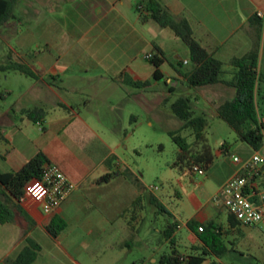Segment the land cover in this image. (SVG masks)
Masks as SVG:
<instances>
[{
	"label": "crops",
	"instance_id": "0c3cea01",
	"mask_svg": "<svg viewBox=\"0 0 264 264\" xmlns=\"http://www.w3.org/2000/svg\"><path fill=\"white\" fill-rule=\"evenodd\" d=\"M157 1L174 15L188 19L195 38L214 57L230 66L226 70L229 78L234 71L231 59L253 48L259 51L258 69L264 71L261 46L264 18L257 15L264 12V0ZM145 2L17 0L13 10L15 17L0 25L4 31L16 33L18 49L15 53L20 62L31 63L27 66L33 73L30 76L11 69L31 77L32 82L17 92L14 107L5 113L0 123L4 136L0 157L11 170H16L40 150L49 163L60 167L75 184L51 214L42 212L40 206L32 202H18L12 219L0 223V264H6V259L14 258L27 246V237L40 245L31 264H101V255L114 249L127 257L124 246L132 236V229L135 232L133 225L139 220L144 191L140 186L142 178L119 156V149L128 147L125 140L134 119L132 108L126 102H142L144 93L161 82L173 93L177 86L186 85L182 72L191 68L181 71L162 57L179 45L183 48L184 44H180L167 27L141 18L137 5L146 15ZM255 14L262 22L259 35L256 24L250 23ZM253 19L256 22V18ZM25 22L34 24L28 34L18 28ZM31 39L34 48L28 47ZM146 54L160 59V79L152 78L154 65L145 58ZM177 63L187 65L189 61L179 59ZM229 78L222 77L223 80ZM132 79L149 81V84L136 87ZM190 88L193 89L189 96L193 108L203 114L209 110L216 114L217 106L234 96V89L223 82ZM7 91L13 92L12 89ZM168 98L162 95L160 103ZM260 101L264 104V90H261ZM33 108L44 111L39 121L27 116ZM16 112H20V117ZM118 118L123 121L119 123ZM30 122L39 133L28 140L30 144L16 142V137L24 133L23 128ZM238 141L236 156L245 160L254 150ZM229 147L223 145L216 155L213 153V161L221 154H228ZM259 151L264 154V143ZM240 167V163L233 162L224 174H216L218 187ZM132 174L136 182L132 181ZM106 175L108 177L102 180ZM151 196L159 200L152 192ZM222 207L205 203L184 219L178 214L175 216L178 226L174 234L177 228L186 226L195 240L182 253L200 243L197 228L190 226L192 222H212L226 232L227 211L223 221ZM54 214L62 217L66 226L53 238L46 225ZM162 242L161 239L159 244L163 245ZM178 245L175 240L176 248ZM156 248L158 246L153 250ZM221 256H208L202 264H242L241 260L231 257L222 260ZM151 258L152 255L149 260ZM124 264H132V261L126 260Z\"/></svg>",
	"mask_w": 264,
	"mask_h": 264
},
{
	"label": "rangeland",
	"instance_id": "374dc122",
	"mask_svg": "<svg viewBox=\"0 0 264 264\" xmlns=\"http://www.w3.org/2000/svg\"><path fill=\"white\" fill-rule=\"evenodd\" d=\"M18 28L24 34H28L29 31L33 30L34 24L25 22ZM4 30L0 27V65L14 62L22 63L15 53L18 49L16 33ZM177 40L182 44L183 41L180 38ZM183 44V48L179 45L173 52H168L162 56L165 61L174 64L181 71L192 65L188 48L184 42ZM261 46L264 50V39ZM28 47H33L32 39ZM41 48L43 47L41 46ZM155 54L159 55L156 51ZM29 56H32V53H29ZM179 59H187L189 63L187 65L178 64ZM29 64L26 63L25 65ZM229 67L227 64L223 66L225 71ZM227 74V71L224 72L222 77L229 78V74ZM30 82H32V78L29 76L19 75L13 70H0V123L4 119L5 113L14 107L17 92L26 88ZM7 89H12L13 92H8ZM192 93L193 89L186 85L177 86L175 91L170 93L166 90L164 83L161 82L144 93L142 102L139 100L126 102V105L132 108L134 119L131 121L132 128L129 129V135L125 140L128 147L120 148L119 156L138 177L142 178L143 184L140 186L143 187L144 199H142L138 212L139 220L136 225H133L135 232L132 229V236L130 235L126 246H124L127 257L125 258L115 249L108 250L101 255V264H124L126 260L132 261V264H154L152 260L161 252L168 250L167 242L163 241V245L159 244L161 240L159 231L168 222L174 221L177 214L183 219L186 218L188 213L196 211L205 203L210 206L215 204L210 198L219 188V180L216 174L219 176L224 174L231 166L233 163L232 155L239 154L236 147L239 141L230 126L212 110H209L205 114L207 126L204 134L207 142L214 154L223 145H230L228 154L217 156L212 166L204 174L183 175L172 166L177 148L168 131H178L181 136L187 137L190 141L192 136L189 129L181 128L182 121L172 113L170 103L179 96H190ZM162 95L170 98L168 101L160 103ZM194 110L196 115L201 114L200 110L195 108ZM16 115L20 117V112H16ZM122 121L121 118H118L119 123ZM23 131L24 133L18 138L16 137V142L21 141L20 144H30L28 140L39 133L32 122L29 123L28 127H24ZM2 146L3 142L0 141V156L3 151ZM0 171H11L1 157ZM134 179L132 174V181ZM134 182L136 181L134 180ZM153 186L157 188L150 190L149 187ZM150 192L159 198L158 201L164 211H161L150 201ZM220 215L225 221L226 213L223 207ZM174 238L179 244L177 249L180 252H184L185 247L195 241L186 226L177 228ZM222 238L228 248V251L222 254V260L231 257L236 261L241 260L242 264H264V229L238 225L233 230L229 229L227 233L224 232ZM156 246L158 248L153 250ZM151 255L152 258L149 260ZM114 258L120 259L114 261Z\"/></svg>",
	"mask_w": 264,
	"mask_h": 264
},
{
	"label": "trees",
	"instance_id": "16d2710c",
	"mask_svg": "<svg viewBox=\"0 0 264 264\" xmlns=\"http://www.w3.org/2000/svg\"><path fill=\"white\" fill-rule=\"evenodd\" d=\"M17 0H0V25L13 19L14 6ZM143 15L141 6L137 10L142 19L153 20L162 27L169 28L173 34L180 38L188 48L191 68L182 72L188 87H199L223 82L234 89V96L221 102L216 108L217 116L226 122L235 132L238 140L247 143L253 150L259 151L264 143V110L260 101L261 90H264V71L258 69L259 51L253 48L240 57L231 59L230 65L234 68L231 77L223 80V62L213 56L193 35L188 19L184 16H176L157 0H146ZM256 18V22L254 19ZM250 19L251 24H256V33L259 35L262 22L255 14ZM149 61L154 65L153 79H160L159 66L161 61L152 55ZM17 70L26 75L33 76L29 67L23 63H8L0 65V70ZM123 77V76H120ZM129 78L128 76L123 77ZM122 78V79H123ZM130 82V81H129ZM136 87H146L149 81L131 80ZM165 102V100H164ZM172 113L182 121L181 128L189 129L192 140L181 136L178 131H168L169 136L176 145L175 160L172 166L180 173L194 174L193 167L199 166L207 171L214 159L211 146L204 134L207 126L205 114H195L192 99L189 96H179L170 103ZM44 111L41 108H33L27 112L32 121H39ZM4 140L2 127L0 126V141ZM48 162L42 151H38L28 159L21 167L11 171H0V223L10 221L14 215V208H18V202L23 192V186L31 178L39 177L43 165ZM108 176H103L105 180ZM150 201L161 211H164L160 202L154 196ZM137 200L133 203L135 204ZM171 216L170 214H168ZM24 217L28 219L27 216ZM227 233L229 229L240 225L233 215L227 213ZM202 225L203 230H197L199 244L192 246L187 253L180 252L175 246L174 230L177 227L176 220L168 222L161 230V239L168 243V250L161 252L154 264H202L206 257H220L228 248L226 247L221 228L212 222L199 224L190 223L196 228ZM66 226L64 219L56 214L52 216L46 225V230L51 237H56ZM25 246L14 258L5 260L6 264H31L40 250V245L30 237L26 238ZM211 264V263H210Z\"/></svg>",
	"mask_w": 264,
	"mask_h": 264
},
{
	"label": "built area",
	"instance_id": "2783aa9c",
	"mask_svg": "<svg viewBox=\"0 0 264 264\" xmlns=\"http://www.w3.org/2000/svg\"><path fill=\"white\" fill-rule=\"evenodd\" d=\"M257 15L264 18V12ZM151 56L146 54L145 58ZM232 159L241 164L240 169L221 184L210 200L223 206L242 226L264 229V154L254 150L245 160L236 155H232ZM193 171L205 173L199 166H194ZM74 188L75 184L60 167L46 162L39 177L25 182L20 201L32 202L40 206L42 212L51 214ZM155 188L149 187L150 190ZM197 230L202 231V225Z\"/></svg>",
	"mask_w": 264,
	"mask_h": 264
}]
</instances>
